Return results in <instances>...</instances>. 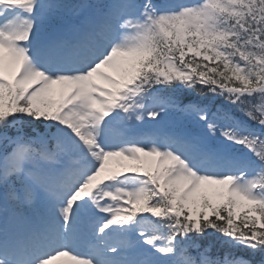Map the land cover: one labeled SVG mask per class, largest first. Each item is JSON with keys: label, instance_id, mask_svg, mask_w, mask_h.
I'll return each mask as SVG.
<instances>
[{"label": "snow or ice", "instance_id": "snow-or-ice-1", "mask_svg": "<svg viewBox=\"0 0 264 264\" xmlns=\"http://www.w3.org/2000/svg\"><path fill=\"white\" fill-rule=\"evenodd\" d=\"M0 264H264V0H0Z\"/></svg>", "mask_w": 264, "mask_h": 264}]
</instances>
